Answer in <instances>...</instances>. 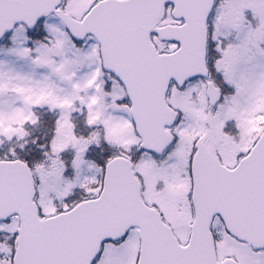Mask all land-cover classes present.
Instances as JSON below:
<instances>
[{
	"label": "snow or ice",
	"instance_id": "6c2138e0",
	"mask_svg": "<svg viewBox=\"0 0 264 264\" xmlns=\"http://www.w3.org/2000/svg\"><path fill=\"white\" fill-rule=\"evenodd\" d=\"M0 264H264V0H0Z\"/></svg>",
	"mask_w": 264,
	"mask_h": 264
}]
</instances>
